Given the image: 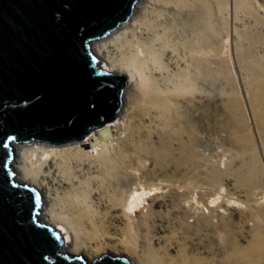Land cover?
<instances>
[{
	"label": "bare ground",
	"instance_id": "bare-ground-1",
	"mask_svg": "<svg viewBox=\"0 0 264 264\" xmlns=\"http://www.w3.org/2000/svg\"><path fill=\"white\" fill-rule=\"evenodd\" d=\"M90 47L127 79L115 120L13 144L37 220L66 236L60 256L264 264V0H139ZM225 55L243 97L216 93Z\"/></svg>",
	"mask_w": 264,
	"mask_h": 264
},
{
	"label": "water",
	"instance_id": "water-1",
	"mask_svg": "<svg viewBox=\"0 0 264 264\" xmlns=\"http://www.w3.org/2000/svg\"><path fill=\"white\" fill-rule=\"evenodd\" d=\"M138 1L0 0V141L16 137L0 147V264H89L60 256V231L37 220L43 202L15 179L13 144L83 141L115 120L127 79L100 69L90 45Z\"/></svg>",
	"mask_w": 264,
	"mask_h": 264
},
{
	"label": "rangeland",
	"instance_id": "rangeland-1",
	"mask_svg": "<svg viewBox=\"0 0 264 264\" xmlns=\"http://www.w3.org/2000/svg\"><path fill=\"white\" fill-rule=\"evenodd\" d=\"M223 58H225L226 60L228 59V57H226V55L224 57H222L221 58V64L217 65L216 68H215V70H216L215 71V74H216L215 76H216V79H217L216 93L218 92L217 94L220 93V95H224V93L226 92L225 95H228L227 93H231L228 96L231 95V96H233L235 98H240L241 96L243 97V90L241 88L242 87V85H241L242 81H241V78H240L241 74H239L240 68H238L239 66L238 65L235 66L236 63L233 65L231 59H229L227 61H223V60H225ZM233 93H235V94H233ZM171 190H172L171 188L170 189L169 188H165L164 190H161L159 192L170 193ZM183 190H184V188H183ZM197 194H198L197 197L200 199L201 195L198 193V191H196V193H194V195H197ZM235 205H237V204H235ZM63 237H65V236L64 235H60V240L61 241L65 240V238H63Z\"/></svg>",
	"mask_w": 264,
	"mask_h": 264
},
{
	"label": "snow or ice",
	"instance_id": "snow-or-ice-1",
	"mask_svg": "<svg viewBox=\"0 0 264 264\" xmlns=\"http://www.w3.org/2000/svg\"><path fill=\"white\" fill-rule=\"evenodd\" d=\"M16 139L15 136H9V137H6L4 141H0V147H3L5 149L8 148L9 144L8 142L9 141H14ZM7 156V153H5V157Z\"/></svg>",
	"mask_w": 264,
	"mask_h": 264
},
{
	"label": "clouds",
	"instance_id": "clouds-1",
	"mask_svg": "<svg viewBox=\"0 0 264 264\" xmlns=\"http://www.w3.org/2000/svg\"><path fill=\"white\" fill-rule=\"evenodd\" d=\"M59 230H61L62 231V229H59ZM64 232V231H63ZM65 239H66V236H65Z\"/></svg>",
	"mask_w": 264,
	"mask_h": 264
}]
</instances>
